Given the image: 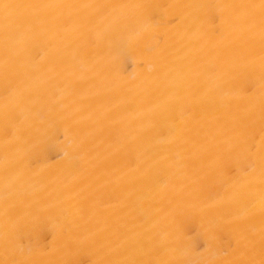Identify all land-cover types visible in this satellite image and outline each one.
Segmentation results:
<instances>
[{"label":"bare ground","instance_id":"obj_1","mask_svg":"<svg viewBox=\"0 0 264 264\" xmlns=\"http://www.w3.org/2000/svg\"><path fill=\"white\" fill-rule=\"evenodd\" d=\"M0 264H264V0H0Z\"/></svg>","mask_w":264,"mask_h":264}]
</instances>
